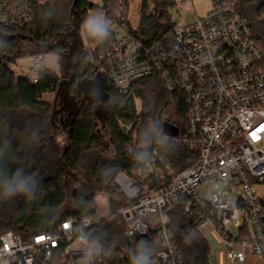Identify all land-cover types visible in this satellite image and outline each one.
Masks as SVG:
<instances>
[{"label": "built area", "instance_id": "1", "mask_svg": "<svg viewBox=\"0 0 264 264\" xmlns=\"http://www.w3.org/2000/svg\"><path fill=\"white\" fill-rule=\"evenodd\" d=\"M213 1L215 6L192 23L173 22L169 47L146 48L133 41L127 32L129 0H118L123 11L114 20L102 13L109 28L115 23L121 28L112 29L110 48L102 56L114 89L126 95L134 81L159 75L171 104L177 93L183 96L188 125L180 129L170 117L175 111L164 108L158 127L173 124L177 135L158 132L155 140L141 143L137 120L118 119L121 133L132 142L129 150L148 161L115 178L125 203L111 216L122 220L124 230L112 249L93 245L87 236L102 219L67 218L55 233L29 240L4 232L0 264H133L138 256L149 264H185L172 230L174 204L195 220L215 264H247L250 256L264 264V197L258 192L264 186V52L247 35L249 20L236 0ZM48 2L19 0L13 10L8 0H0V24L28 23L34 8ZM192 6V0H184L174 11L181 15ZM41 64L36 55L28 71L33 82ZM159 140L194 150L195 162L175 169Z\"/></svg>", "mask_w": 264, "mask_h": 264}, {"label": "trees", "instance_id": "2", "mask_svg": "<svg viewBox=\"0 0 264 264\" xmlns=\"http://www.w3.org/2000/svg\"><path fill=\"white\" fill-rule=\"evenodd\" d=\"M8 1L15 10L19 0ZM242 1L257 4L249 28L264 52V1L236 0L245 17ZM117 4L118 0H49L45 6L34 8L28 23L7 28L0 24V236L13 231L29 240L40 233H55L67 218L77 221L87 216L99 218L92 199L82 191L73 192L72 207H66L67 173L82 168L102 145L96 127L98 110L93 104L96 101L82 87V83L94 78L96 69L103 71L99 76L108 102L105 122L116 157L109 162L97 161L93 176L97 193L105 194L113 213L125 203L115 184L117 175L131 174L148 161L141 153L128 150L132 142L121 133L118 119H136L141 141H153L158 132L164 133L167 123L158 127V120L161 110L167 108L170 113L175 111L173 122L185 131L188 120L183 96L177 93L176 102L171 104V95L159 75L134 81L125 96L114 89L108 80L107 60L102 58L110 48L111 28L101 25L103 37H94L86 31L89 49L83 42L80 28L89 11L107 13V19H115ZM176 4L177 0H141V21L137 28L127 22L129 36L146 48L156 44L169 47L174 25L171 12ZM46 52L58 53L66 71L57 74L44 70L37 82L16 78L12 64L17 57ZM63 91L67 94L68 117H63L62 124L71 128L68 148L62 154L51 120L54 106L44 102L43 97L47 94L57 97ZM82 91L87 101L80 98ZM135 99L142 103L139 111ZM158 145L179 171L190 167L197 158L194 150L174 142L159 140ZM9 189L12 195L8 194ZM171 214L172 230L185 264H210L209 244L195 220L186 217L178 204L172 206ZM123 228L119 218L102 219L87 231V236L93 245L112 249ZM143 241L136 238L139 244Z\"/></svg>", "mask_w": 264, "mask_h": 264}, {"label": "rangeland", "instance_id": "3", "mask_svg": "<svg viewBox=\"0 0 264 264\" xmlns=\"http://www.w3.org/2000/svg\"><path fill=\"white\" fill-rule=\"evenodd\" d=\"M182 1L184 0H177V3H180ZM262 1L264 0H259L258 3ZM140 3L141 0H129L128 19L134 28H137L141 21L142 15ZM192 5L193 6L191 8L184 11L181 15H179L175 11H172V21L182 22L184 24L192 23L196 19V16H205L208 11L215 6V3L213 0H192ZM242 6L247 19L250 20L254 16V10L257 4H250L245 1H242ZM122 11V6L120 5V2H118L115 7L114 16L116 18L120 17ZM94 23H99L100 26L104 25L106 24V18L97 11H89L87 18L85 19L80 28L82 40L85 45L88 46V49L91 46H89L87 43L85 32L89 30V25ZM110 27L113 30L115 29L121 31V28L116 23L112 24ZM247 35L253 38L250 28L247 29ZM38 56L42 61V64L40 66V72L47 70L57 74H62L64 71H66L65 64H61V56L58 53L46 52L43 54H39ZM34 57L35 56L27 54L16 58L15 62L12 64V69L15 73L16 78H29L32 80V77L28 76V71L33 65ZM72 73H75V71H73ZM100 73L103 74V71L100 69H96L95 73L93 74L94 78L91 79L90 82L86 81L82 83V87L84 88V91L87 92L88 97L96 101V103H93L94 105H96L98 110V115L96 118V127L98 129V134L100 136L102 145L98 151L93 152L89 156L82 168L75 172L67 173L66 180L68 187V198L66 202V207H72V194L73 192L79 190L87 194L92 199L94 209L100 219H114L111 216L113 212L109 208L108 198L105 196V194L97 193L95 176H93V169L95 168V164L97 161L102 160L105 162H109L113 161L116 157V153L111 142L110 131L105 122V108L108 102L104 87L101 84V77L99 76ZM76 74L79 75V72H77ZM80 98L82 99V101H87L85 95L83 94V91L82 96ZM43 101L51 103L54 106V113L51 120L54 121L56 132L58 133L56 135V142L59 144L60 152L63 154L67 150L69 145V129L71 128L69 124H62L63 117H68L67 94L64 91L61 92L57 97L51 94H47L43 97ZM134 101L136 109L139 111L141 109L142 103L138 99H135ZM170 117L173 120L175 118L173 113L170 114ZM129 149L130 146L128 150ZM258 192L259 195L264 197V186L258 187ZM211 246H213V244H211ZM253 261L257 262V264H262L261 260H259L258 257L250 256V264H256L253 263ZM209 263H216L215 256L212 250L209 255Z\"/></svg>", "mask_w": 264, "mask_h": 264}, {"label": "clouds", "instance_id": "4", "mask_svg": "<svg viewBox=\"0 0 264 264\" xmlns=\"http://www.w3.org/2000/svg\"><path fill=\"white\" fill-rule=\"evenodd\" d=\"M89 31L94 37H103L105 35V31L99 23L90 24ZM8 194H13L11 189L8 190ZM133 264H149V262L146 257L138 256L133 259Z\"/></svg>", "mask_w": 264, "mask_h": 264}, {"label": "water", "instance_id": "5", "mask_svg": "<svg viewBox=\"0 0 264 264\" xmlns=\"http://www.w3.org/2000/svg\"><path fill=\"white\" fill-rule=\"evenodd\" d=\"M123 96H125V94H123ZM164 133L169 135H177L178 131L175 127L167 123L165 125Z\"/></svg>", "mask_w": 264, "mask_h": 264}, {"label": "crops", "instance_id": "6", "mask_svg": "<svg viewBox=\"0 0 264 264\" xmlns=\"http://www.w3.org/2000/svg\"><path fill=\"white\" fill-rule=\"evenodd\" d=\"M254 259H255V258H254ZM259 260H260V259H259ZM253 263H256V264H257V262H255V261H253ZM247 264H250L249 260H248Z\"/></svg>", "mask_w": 264, "mask_h": 264}, {"label": "snow or ice", "instance_id": "7", "mask_svg": "<svg viewBox=\"0 0 264 264\" xmlns=\"http://www.w3.org/2000/svg\"><path fill=\"white\" fill-rule=\"evenodd\" d=\"M40 239H43V237H41Z\"/></svg>", "mask_w": 264, "mask_h": 264}]
</instances>
